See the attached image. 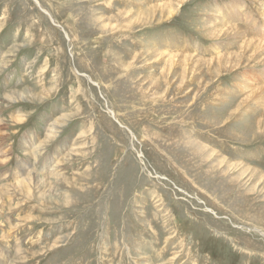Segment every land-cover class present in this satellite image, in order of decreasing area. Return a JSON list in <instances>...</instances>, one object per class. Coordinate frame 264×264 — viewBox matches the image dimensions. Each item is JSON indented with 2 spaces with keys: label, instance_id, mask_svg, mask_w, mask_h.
<instances>
[{
  "label": "rangeland",
  "instance_id": "1",
  "mask_svg": "<svg viewBox=\"0 0 264 264\" xmlns=\"http://www.w3.org/2000/svg\"><path fill=\"white\" fill-rule=\"evenodd\" d=\"M0 264H264V0H0Z\"/></svg>",
  "mask_w": 264,
  "mask_h": 264
},
{
  "label": "bare ground",
  "instance_id": "2",
  "mask_svg": "<svg viewBox=\"0 0 264 264\" xmlns=\"http://www.w3.org/2000/svg\"><path fill=\"white\" fill-rule=\"evenodd\" d=\"M248 40H249V38H248ZM252 40V39H251ZM251 40H250V42H251ZM254 41H255V43L258 45V44H260V43H262V41H263V39H261V38H255L254 37ZM259 42V43H258ZM253 43V42H252ZM176 58V57H175ZM217 59V58H216ZM250 96V95H249ZM41 146V145H40ZM41 149H43V148H41ZM38 150L41 152V150L38 148ZM25 181H26V179H25ZM24 182V181H23ZM25 184V183H24ZM22 185V184H21ZM25 186V185H24ZM24 188V187H23Z\"/></svg>",
  "mask_w": 264,
  "mask_h": 264
}]
</instances>
